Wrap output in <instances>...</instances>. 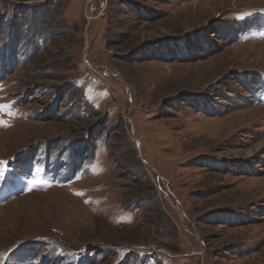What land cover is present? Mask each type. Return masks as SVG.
<instances>
[{"label": "rangeland", "instance_id": "374dc122", "mask_svg": "<svg viewBox=\"0 0 264 264\" xmlns=\"http://www.w3.org/2000/svg\"><path fill=\"white\" fill-rule=\"evenodd\" d=\"M0 264H264V0H0Z\"/></svg>", "mask_w": 264, "mask_h": 264}, {"label": "bare ground", "instance_id": "6f19581e", "mask_svg": "<svg viewBox=\"0 0 264 264\" xmlns=\"http://www.w3.org/2000/svg\"><path fill=\"white\" fill-rule=\"evenodd\" d=\"M30 196L36 198V199L39 201V203L42 204V200H41L40 196H38L36 193H32V194H30ZM15 200H16V199H15Z\"/></svg>", "mask_w": 264, "mask_h": 264}]
</instances>
